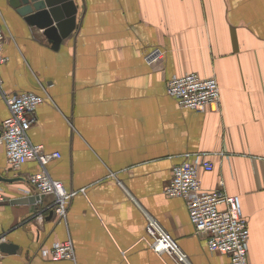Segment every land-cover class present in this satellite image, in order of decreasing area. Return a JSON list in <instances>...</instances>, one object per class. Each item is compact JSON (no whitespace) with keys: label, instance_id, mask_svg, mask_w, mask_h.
I'll use <instances>...</instances> for the list:
<instances>
[{"label":"crops","instance_id":"0c3cea01","mask_svg":"<svg viewBox=\"0 0 264 264\" xmlns=\"http://www.w3.org/2000/svg\"><path fill=\"white\" fill-rule=\"evenodd\" d=\"M74 30L58 48L43 29L0 0L3 90L44 96L29 130L59 153L50 175L75 192L65 218L39 202L30 160L10 166L0 138V264H177L152 249L145 211L193 264H223L197 233L186 200L165 193L174 168L197 154L204 190L224 183L239 195L250 228L249 264H264V0H75ZM160 48L150 65L145 56ZM217 78L221 107H181L167 92L174 76ZM9 115L0 92V129ZM27 198V201H22ZM53 212V213H52ZM71 240L75 260L53 261L43 248Z\"/></svg>","mask_w":264,"mask_h":264},{"label":"built area","instance_id":"2783aa9c","mask_svg":"<svg viewBox=\"0 0 264 264\" xmlns=\"http://www.w3.org/2000/svg\"><path fill=\"white\" fill-rule=\"evenodd\" d=\"M4 39V25L0 21V67L6 61L2 54ZM163 56L164 52L155 48L146 54L145 59L148 64L153 65ZM0 92L9 110V115L2 122L0 136L6 146L8 163L13 168H18L30 160L37 161L41 169L29 175L28 180L36 187L39 202L46 195L55 196L54 202L38 210L33 217L43 219L45 211L51 210L60 218H65L67 206L75 192H69L47 169L49 161L60 157V154L46 152L44 145L35 144L29 135L32 123L36 120L35 112L45 101L44 96L35 92L8 94L2 88L1 75ZM167 92L184 108L205 112L209 105L221 107L220 85L214 76L202 77L197 73L174 76L168 81ZM201 167L211 171L214 165L197 154L192 160L175 166L165 193L186 200L190 219L197 233L206 234L208 237L209 250L230 257L223 264H249L250 228L243 213L241 197L229 194L223 182L214 190H204L199 177ZM5 198L0 181V203ZM145 213L146 232L152 249L159 254H169L177 264H193L190 256L159 220L148 211ZM42 254L53 261L76 258L71 240L55 243L51 248H43Z\"/></svg>","mask_w":264,"mask_h":264},{"label":"water","instance_id":"95a60500","mask_svg":"<svg viewBox=\"0 0 264 264\" xmlns=\"http://www.w3.org/2000/svg\"><path fill=\"white\" fill-rule=\"evenodd\" d=\"M12 4L30 24L43 29L55 48H58L62 40L75 28V15L78 11L75 0H12ZM2 179L0 175V180ZM22 199L27 201V198ZM17 249L15 244L0 241L2 252L11 254Z\"/></svg>","mask_w":264,"mask_h":264}]
</instances>
